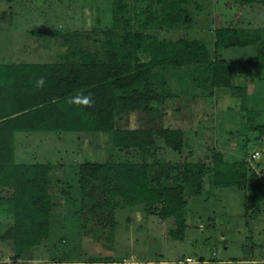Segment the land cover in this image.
Returning a JSON list of instances; mask_svg holds the SVG:
<instances>
[{
    "label": "rangeland",
    "instance_id": "1",
    "mask_svg": "<svg viewBox=\"0 0 264 264\" xmlns=\"http://www.w3.org/2000/svg\"><path fill=\"white\" fill-rule=\"evenodd\" d=\"M122 2L134 32L137 27L133 15L148 0ZM175 2L180 3L189 22L180 19L172 28L143 34L153 38L161 54L168 53L177 40L198 41L210 60L217 57L230 63L231 83L240 91L211 89L202 78L201 85L193 83L192 77H199L193 65L152 69L159 76L156 83L161 103L114 117L116 129L150 130L153 142L147 150L117 149L112 147L109 135L102 133L79 137L67 133L61 139L45 134L49 136L45 140L34 133L28 142H21L19 135L14 142V163L51 167L48 195L52 209L47 238L15 263L10 244L0 240V264H264V208L257 215L247 213L243 189H213L208 185L213 154L228 163L242 161L254 174L264 167V72H252L244 66L261 60L260 46L229 48L216 54L212 47L217 29L234 28L247 35L259 31L264 37V7L240 0ZM168 3L152 0L151 8L158 16ZM7 10L30 16L7 17ZM111 15V0H0V65L30 60L33 55L42 61L60 62L70 50L96 52L103 58V32L110 28ZM123 33L121 27L114 32L116 45ZM155 55L147 50L138 58L148 62ZM77 57V53L70 54L68 59L76 61ZM164 129L180 131L179 149L164 145L160 136ZM254 154L257 159L251 158ZM85 162L152 164L157 186L180 184L174 171L164 176V166L201 165L199 195L189 197L185 189L183 237H171L173 220L159 218V205L151 211L139 204L111 209L103 202L121 199L109 198L107 188H96L90 198H84L77 171ZM5 192L0 189V198ZM0 221L2 232L11 221L4 216Z\"/></svg>",
    "mask_w": 264,
    "mask_h": 264
},
{
    "label": "trees",
    "instance_id": "2",
    "mask_svg": "<svg viewBox=\"0 0 264 264\" xmlns=\"http://www.w3.org/2000/svg\"><path fill=\"white\" fill-rule=\"evenodd\" d=\"M243 4L264 7V0H240ZM148 0L133 15L137 30L132 32L128 10L122 0H111V25L103 32V58L96 52L78 50L76 61L68 55L60 62L49 64L0 65V189L6 192L0 198V216L10 218V224L1 232L0 240L10 244L13 263L20 256L38 246L47 238L49 214L52 209L48 195V164H15L14 134L18 132L75 133L77 137L87 133L108 134L112 147L121 150H147L151 147L152 132L146 129L119 130L114 126L116 113L144 111L151 103L160 104L162 94L159 76L154 68L185 65L197 68L199 77L192 82L209 88L239 92L231 83V65L214 57L196 40H177L166 54L153 45V38L145 31L172 28L180 22H189L179 2L169 0L158 16ZM121 27L124 31L118 45L113 34ZM40 35V33H38ZM259 45L262 58L259 62H246L252 72H264V37L261 32L247 35L234 28L217 29L212 44L213 54L229 48H245ZM152 51L156 55L148 62L139 60L138 54ZM45 78L43 88L35 81ZM78 93L92 95V107H76L71 103ZM264 128H261L263 130ZM160 136L167 148L177 150L181 146V133L177 129H164ZM202 166L181 164L164 166V176L174 171L180 181L175 186H157L153 165L148 163H89L78 166L77 183L84 198H90L96 188H107L109 198L120 202H103L105 207L143 205L152 210L159 205L161 220L172 218L174 239H181L185 224V189L189 197L201 191ZM209 188L244 190V210L256 213L264 208V167L254 174L242 161L228 163L219 154L212 155L209 170ZM210 195L211 192H208ZM109 204V205H108ZM111 204V205H110ZM92 213V207L88 210Z\"/></svg>",
    "mask_w": 264,
    "mask_h": 264
},
{
    "label": "crops",
    "instance_id": "3",
    "mask_svg": "<svg viewBox=\"0 0 264 264\" xmlns=\"http://www.w3.org/2000/svg\"><path fill=\"white\" fill-rule=\"evenodd\" d=\"M6 16L7 17H19V16L29 17L30 15H20V14L17 15L14 12H12L11 10H7ZM33 56H34V58H32L30 60L23 59L22 61H12L11 63H1V64H3V65H17V64H49V63H52V62L42 61L43 58L42 59H37L36 55H33ZM34 133L39 135V136H37V138H41V139H44V140L49 137V136H45V134H53L52 137H56L57 139H61V137H64V135L67 134V133H41V132H27V133H24V132H18V133L14 134L13 144H14L16 138L19 135H21V136H19V139L21 140V142H24V141L28 142L29 139L32 138V137H30V134H34ZM72 134H75V133H72ZM66 138H68V136H66ZM245 197H246V195H245ZM244 201H245V198H244ZM262 211H263V209L261 211H259V212H256L255 215L261 213ZM245 212L250 213L248 211H245ZM261 261H262V259H261ZM253 262H256V261H253ZM263 263H264V261H263Z\"/></svg>",
    "mask_w": 264,
    "mask_h": 264
},
{
    "label": "clouds",
    "instance_id": "4",
    "mask_svg": "<svg viewBox=\"0 0 264 264\" xmlns=\"http://www.w3.org/2000/svg\"><path fill=\"white\" fill-rule=\"evenodd\" d=\"M45 85V78L44 77H39L35 81V86L37 88H43ZM71 103L80 108L84 107H92L94 104V100L92 98V95L89 93L88 95H84L82 93H78L74 98H72Z\"/></svg>",
    "mask_w": 264,
    "mask_h": 264
},
{
    "label": "built area",
    "instance_id": "5",
    "mask_svg": "<svg viewBox=\"0 0 264 264\" xmlns=\"http://www.w3.org/2000/svg\"><path fill=\"white\" fill-rule=\"evenodd\" d=\"M257 157L258 156L256 154H254V155L251 156L252 159H257Z\"/></svg>",
    "mask_w": 264,
    "mask_h": 264
}]
</instances>
